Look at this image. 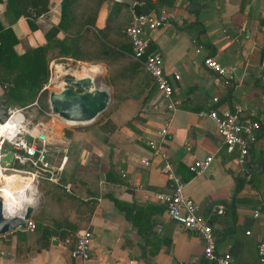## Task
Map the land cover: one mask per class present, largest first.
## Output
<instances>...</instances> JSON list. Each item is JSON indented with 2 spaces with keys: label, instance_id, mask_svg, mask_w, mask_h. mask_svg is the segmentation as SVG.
<instances>
[{
  "label": "crops",
  "instance_id": "obj_1",
  "mask_svg": "<svg viewBox=\"0 0 264 264\" xmlns=\"http://www.w3.org/2000/svg\"><path fill=\"white\" fill-rule=\"evenodd\" d=\"M94 1L76 0L70 9L88 11ZM60 2L48 0V9L30 29L23 16L8 22L0 1V23L17 37L16 52L45 41L44 32L60 18ZM134 3L141 0L130 5L102 0L95 27L101 28L113 15L106 35L123 42L118 31H123ZM190 3L199 6L189 9ZM155 5L175 12L169 24L144 33L148 48L162 57L175 109H166L151 79L139 72L119 88L128 94L105 120L68 128V136L62 131L50 136L62 148L47 156L51 160L64 155L62 167L56 179L37 180V200L29 217L33 227L0 234V264H212L202 255L200 236L171 220L156 198V192L173 188L165 170L168 163L182 183V193L210 223L216 250L227 251L232 264H258L256 244L264 237V0H174L172 6ZM190 23L195 24L186 28ZM199 28L203 31L196 34ZM63 34L59 30L56 35ZM126 53L133 58L130 49ZM208 55L223 67V74L203 64ZM59 58L72 59L49 62ZM82 62V69L92 64ZM106 85L111 102V86ZM234 102L260 121L257 140L244 162L247 168L236 162L235 151L224 150L211 119L199 114L209 108L224 111ZM167 116V134L161 140L157 130ZM206 154H212L206 169L191 172L188 165ZM66 181L69 193L61 187ZM217 205L222 212L215 211ZM256 207L259 213L253 217ZM82 229L90 232L85 261L69 255Z\"/></svg>",
  "mask_w": 264,
  "mask_h": 264
},
{
  "label": "built area",
  "instance_id": "obj_2",
  "mask_svg": "<svg viewBox=\"0 0 264 264\" xmlns=\"http://www.w3.org/2000/svg\"><path fill=\"white\" fill-rule=\"evenodd\" d=\"M174 17V10L165 6L155 5L147 11L141 12H135L132 9L128 22L124 26V33L130 43L131 56L147 71L155 88L164 99L165 107L168 111L175 109L176 100L171 96V84L163 70L162 57L159 52L148 50V39L144 36V33L159 26L169 24ZM51 64L52 62L48 63V68H50ZM203 64L211 68L218 75L224 73L223 67L212 56H206L203 59ZM46 87L47 85L43 84L40 90ZM57 87H60L59 84H57ZM22 107L24 106L5 104L6 119L0 122L2 123L0 130L3 131L0 135V156L8 150L12 152L11 166L0 163V168L14 169L22 173L28 172L31 175L34 174V181L27 187V203L23 205L22 211L17 215L20 217L23 216L25 207L27 205L33 207L37 200V180L39 178L51 179L52 169L59 171L65 159L64 155L56 159L52 157L51 160L48 158V152H58L56 149H61L62 147L38 126H28L27 123L21 130L18 129L20 128L18 126L20 120L19 111ZM199 114L202 117L205 116L211 119L224 150L226 152L235 151L236 162L242 165L246 161L250 147L257 140L260 121L246 113L244 105L236 102L232 103L224 111L209 108L208 110H201ZM6 120H9V123H6ZM168 121L169 116H167L166 120L157 130V134L161 140H164L167 134ZM24 133L30 136V142L25 140L23 137ZM37 142L40 143V147L38 148L36 147ZM159 146L158 144L157 147L159 148ZM211 159L212 154H206L201 158L194 159L188 165V169L195 174L200 173L206 169ZM142 162L145 163L146 161L142 160ZM165 170L173 182V188L167 192H156V198L164 203L168 217L200 236L202 255L205 259L211 261L212 264H232L227 251L216 250L215 238L210 223L199 215L197 207L191 198L182 193V183L174 175L169 163L165 165ZM45 172H48L49 176L45 177ZM15 182L19 181L15 180ZM61 187L65 192H71V185L68 181L62 183ZM0 200L2 211L3 199L1 194ZM262 207L264 208V203ZM222 210L223 207L217 205L215 211L220 213ZM258 213L259 207H256L252 210L251 214L253 217H256ZM26 227H33L29 218L26 220ZM89 239L90 232L88 229L78 231L69 248L70 257L85 261L89 255ZM256 256L258 264H264V237L258 240L256 244Z\"/></svg>",
  "mask_w": 264,
  "mask_h": 264
},
{
  "label": "trees",
  "instance_id": "obj_3",
  "mask_svg": "<svg viewBox=\"0 0 264 264\" xmlns=\"http://www.w3.org/2000/svg\"><path fill=\"white\" fill-rule=\"evenodd\" d=\"M5 3L4 16L8 22H13L17 17L23 16L30 29L35 28L33 20L48 9V0H0ZM76 0H61L60 18L55 25H51L44 32L45 41L42 44L27 47L22 52H16L14 44L17 37L9 26L0 23V87L1 97H5L8 105L24 106L34 100L37 92L46 81L48 75V62L56 57H71L73 60H82L88 64L89 69L101 72L104 66V82L111 86V102L107 109L99 114L94 122L98 123L107 117L117 103L128 93L121 94L119 88L128 85L134 74L141 72L142 78L151 79L147 71L136 60L127 55L130 43L123 31H118L125 40L121 43L113 42L107 37V22L113 15H108L101 28L94 25L96 11L102 0H95L93 8L74 12L70 6ZM140 1V0H137ZM155 2L172 6L174 0H141L134 3L135 12L147 11L155 6ZM195 23L185 25L190 28ZM62 30L64 34H56ZM199 28L196 34L202 32ZM148 50H150L148 48ZM84 63V62H83ZM99 65H95V64ZM154 85V84H153ZM155 87V85H154ZM42 94L46 92L42 89ZM126 94V95H125ZM230 90H227L229 97ZM137 115V114H136ZM135 117V116H134ZM113 125H111V129ZM65 136L69 135L68 129H62ZM239 185H236V188Z\"/></svg>",
  "mask_w": 264,
  "mask_h": 264
},
{
  "label": "water",
  "instance_id": "obj_4",
  "mask_svg": "<svg viewBox=\"0 0 264 264\" xmlns=\"http://www.w3.org/2000/svg\"><path fill=\"white\" fill-rule=\"evenodd\" d=\"M113 2L130 5L133 0H112ZM199 5L190 3L189 9L197 8ZM261 60V56L259 57ZM55 67L56 76L60 75L59 68H68V63L57 62ZM96 80V79H95ZM59 88L56 91H48L47 101L50 111L60 118L68 121L69 124H84L93 121L99 114L105 111L110 102V94L107 89L96 86L95 82L89 76L76 77L74 75H62L59 81ZM5 97L0 100V122L6 119ZM23 137L27 142L31 141L28 134L24 133ZM36 147H40V143H36ZM12 152L6 151L0 156V163L11 166ZM243 167L247 168L248 163H244ZM58 170L52 169L50 178L52 180L58 177ZM45 177L49 176L48 172L44 173ZM32 207L27 205L22 217L17 215H4L1 211L0 200V234L11 231L15 228L24 229L26 220L30 217Z\"/></svg>",
  "mask_w": 264,
  "mask_h": 264
},
{
  "label": "rangeland",
  "instance_id": "obj_5",
  "mask_svg": "<svg viewBox=\"0 0 264 264\" xmlns=\"http://www.w3.org/2000/svg\"><path fill=\"white\" fill-rule=\"evenodd\" d=\"M57 62L68 63V68L66 69H63L62 67L59 68L60 70L59 76L55 75L56 70H58L55 67V63ZM82 63H83L82 61L73 60L69 58H59L51 64L50 68H48V75H47L46 81L44 82V84L47 85V87L45 88L46 92L42 94V91L39 90L34 100L30 102L29 104L24 105V107H22V109L19 111L20 113L19 115L20 120L18 123V126L20 127L18 128L19 130H21V128H23L28 123V126L36 125L39 128H41L43 132H45L48 136L55 137L58 135V132L62 131V129H68L76 125H80V124H69L68 122L60 118L58 115L52 113L48 105L47 93L48 91H56L60 89L59 87H57V84H59L61 76L64 74L73 75V70L80 67ZM86 63H89V62H86ZM100 65L103 68L101 67L102 70L99 74L95 70H92V69L90 70L96 73V78H95L96 86H99L98 84L102 83L106 87V89L109 91V86L104 83V78H103L104 66L102 64ZM86 66L88 67V65ZM1 93H2V87H0V100L2 98ZM4 173L9 174V172H6V171H4ZM23 176L26 178L27 175H23ZM1 186L3 185H0V187ZM15 186H19V184H11V183H8V185L6 184V187H7L6 190L2 192L0 191L2 198L12 199L13 197H20V196L25 197L26 195L25 191H20L16 189Z\"/></svg>",
  "mask_w": 264,
  "mask_h": 264
},
{
  "label": "bare ground",
  "instance_id": "obj_6",
  "mask_svg": "<svg viewBox=\"0 0 264 264\" xmlns=\"http://www.w3.org/2000/svg\"><path fill=\"white\" fill-rule=\"evenodd\" d=\"M72 71V70H71ZM73 75L76 77L81 76H89L93 79L95 82L96 73L88 69H82L81 67H78L77 69L73 70ZM98 84V83H97ZM99 87L106 89V87L102 84H98ZM64 120V119H63ZM66 121V120H64ZM68 122V121H66ZM6 123H9V120H6ZM2 123H0L1 126ZM6 125V124H5ZM1 129V128H0ZM3 133L2 130H0V135ZM4 171L9 172V174L4 173ZM23 175H27L26 178ZM15 180L19 182H15ZM34 181V174H30L28 172H20L18 170L14 169H3L0 168V185H3L0 187V191L6 190V184H19V186H15L16 189L20 191H25V197H13L12 199L6 198L2 200V212L4 215H11L16 214L19 215V213L23 209V205L27 203V187L31 185V183Z\"/></svg>",
  "mask_w": 264,
  "mask_h": 264
}]
</instances>
